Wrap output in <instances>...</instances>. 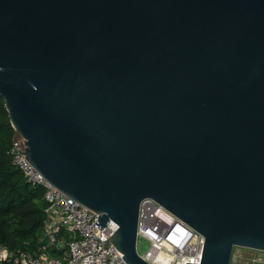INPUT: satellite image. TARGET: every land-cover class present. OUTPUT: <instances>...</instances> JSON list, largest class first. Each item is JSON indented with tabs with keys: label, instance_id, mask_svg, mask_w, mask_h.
<instances>
[{
	"label": "water",
	"instance_id": "1",
	"mask_svg": "<svg viewBox=\"0 0 264 264\" xmlns=\"http://www.w3.org/2000/svg\"><path fill=\"white\" fill-rule=\"evenodd\" d=\"M0 96L128 264L146 198L205 237L187 264L264 250V0H0Z\"/></svg>",
	"mask_w": 264,
	"mask_h": 264
},
{
	"label": "built area",
	"instance_id": "2",
	"mask_svg": "<svg viewBox=\"0 0 264 264\" xmlns=\"http://www.w3.org/2000/svg\"><path fill=\"white\" fill-rule=\"evenodd\" d=\"M25 142L14 129L9 153L26 180L44 189L43 235L36 252H15L0 245V264H128L123 253L109 242L117 224L111 221L102 229L95 224L99 214L50 182L26 157ZM141 238L150 247L145 254L138 253L152 264L201 263L205 237L152 198L140 205L137 250ZM246 250L247 256L232 254L230 264H264V250Z\"/></svg>",
	"mask_w": 264,
	"mask_h": 264
},
{
	"label": "trees",
	"instance_id": "3",
	"mask_svg": "<svg viewBox=\"0 0 264 264\" xmlns=\"http://www.w3.org/2000/svg\"><path fill=\"white\" fill-rule=\"evenodd\" d=\"M13 136L5 100L0 96V245L15 252H36L44 230V189L33 187L14 165L9 153Z\"/></svg>",
	"mask_w": 264,
	"mask_h": 264
},
{
	"label": "rangeland",
	"instance_id": "4",
	"mask_svg": "<svg viewBox=\"0 0 264 264\" xmlns=\"http://www.w3.org/2000/svg\"><path fill=\"white\" fill-rule=\"evenodd\" d=\"M150 247V244L148 241H146L145 239L141 238L139 240V243H138V252L140 254H145L148 249ZM240 253H242L243 255L247 256V253H249L245 247H234V250H233V254L235 256H238Z\"/></svg>",
	"mask_w": 264,
	"mask_h": 264
}]
</instances>
